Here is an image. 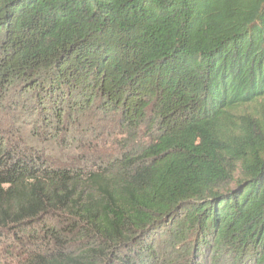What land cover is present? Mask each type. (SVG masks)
I'll list each match as a JSON object with an SVG mask.
<instances>
[{
    "label": "trees",
    "instance_id": "obj_1",
    "mask_svg": "<svg viewBox=\"0 0 264 264\" xmlns=\"http://www.w3.org/2000/svg\"><path fill=\"white\" fill-rule=\"evenodd\" d=\"M200 263L264 264V0H0V264Z\"/></svg>",
    "mask_w": 264,
    "mask_h": 264
},
{
    "label": "rangeland",
    "instance_id": "obj_2",
    "mask_svg": "<svg viewBox=\"0 0 264 264\" xmlns=\"http://www.w3.org/2000/svg\"><path fill=\"white\" fill-rule=\"evenodd\" d=\"M85 118H87V121L90 123V129H98V135H89L87 134H81L80 141H79V148L83 151H80L78 157L79 158H93L94 161H96L98 158H106L108 156L114 157L116 154L109 155L112 151V147L115 146L113 144L115 140H118V137H116L117 132V126L116 122L110 120L102 121L101 118H112L111 116H103L100 113H94L87 115ZM262 119V118H260ZM102 132H106L103 134ZM120 140H122V137L120 136ZM141 141V140H140ZM84 142V144H82ZM161 237L156 238L157 246L159 247V254L160 259L165 262L167 258H165L167 255L172 254V251L170 247L164 246V240ZM163 246V247H162ZM183 255V254H182ZM181 255V256H182ZM180 258V257H179ZM178 258V259H179ZM180 263V261H179ZM202 264V263H200Z\"/></svg>",
    "mask_w": 264,
    "mask_h": 264
}]
</instances>
